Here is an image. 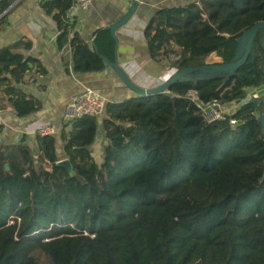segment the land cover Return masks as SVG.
Returning a JSON list of instances; mask_svg holds the SVG:
<instances>
[{"label":"trees","instance_id":"trees-1","mask_svg":"<svg viewBox=\"0 0 264 264\" xmlns=\"http://www.w3.org/2000/svg\"><path fill=\"white\" fill-rule=\"evenodd\" d=\"M13 1L0 0V30ZM75 1L42 7L57 24L59 48L70 44L74 71H103L102 56L115 58V40L109 30L98 34L100 56L73 33L67 11ZM260 22L264 0H201L157 11L146 35L157 62L179 48L174 65L181 69L204 65L212 54L233 62L243 32ZM263 36L230 78L108 103L101 166L88 149L98 130L93 117L62 125L54 137L37 136L35 148L25 138L0 143V264H42L38 251L48 264H264L263 106L246 102L209 124L188 97L196 91L202 102L224 106L264 87ZM32 47L19 41L0 48V103L20 118L42 107L21 89L32 66L45 73L23 54ZM65 159L74 175L58 165Z\"/></svg>","mask_w":264,"mask_h":264},{"label":"crops","instance_id":"crops-1","mask_svg":"<svg viewBox=\"0 0 264 264\" xmlns=\"http://www.w3.org/2000/svg\"><path fill=\"white\" fill-rule=\"evenodd\" d=\"M45 0H14L7 10V23L0 30V48L19 41L31 42V50H22L25 56L38 60L45 73L36 67L25 75L21 89L41 101L42 116L36 114L18 117L6 103H0V143L16 144L25 138L32 148L36 147L35 132L43 127L62 128L63 112L66 104L75 96L94 90L106 98L108 103H121L139 97L129 89L114 70L106 67L100 72L78 73L74 71L73 52L70 44L59 48L60 35L52 16L42 7ZM136 0H93L89 10L83 11L74 2L67 11V19L77 33L93 50V42L103 30L119 22L129 12ZM200 4L201 0H142L126 25L120 27L115 36L118 40L114 62L128 75L131 81L143 89H153L162 85V77L173 68L178 59L179 48L165 60L157 62L150 54L146 35L147 26L154 14L164 8ZM6 14H2L3 16ZM1 15V16H2ZM168 64V68L164 67ZM228 114V113H226ZM98 121L95 140L88 147L98 166L103 164V155L109 145L103 127V119ZM61 143H58V147Z\"/></svg>","mask_w":264,"mask_h":264},{"label":"water","instance_id":"water-1","mask_svg":"<svg viewBox=\"0 0 264 264\" xmlns=\"http://www.w3.org/2000/svg\"><path fill=\"white\" fill-rule=\"evenodd\" d=\"M142 0H136L131 6L129 12L122 18L119 22L115 23L108 30L111 32L112 37L115 40L117 45V38L115 32L122 26L126 25L131 16L134 14L138 7V2ZM3 16V15H2ZM0 16V17H2ZM260 32H264V23H256L251 28L243 32L242 36L239 39V47L236 54V58L231 63H214V64H204L200 66H191L186 68L178 69L166 82H163L162 85L153 88V89H143L136 86L128 75L119 67L117 59L112 62L108 58L100 54L99 48L96 42H93V51L102 56L104 65L110 67L114 70L117 76L122 80V82L132 91H134L139 97L154 96L160 94H170L172 86L177 83L189 82L195 80H205L209 78H230L247 62L248 58L253 52V46L256 37ZM264 48V44H263ZM115 54H117V48L115 47ZM260 104L263 106V112L259 116V120L262 126V132L264 135V95L259 100ZM44 112H38L37 116H42ZM58 165L64 166L67 170L74 175L73 167L69 159L62 160L58 162ZM6 170H10L9 164H6Z\"/></svg>","mask_w":264,"mask_h":264},{"label":"built area","instance_id":"built-area-1","mask_svg":"<svg viewBox=\"0 0 264 264\" xmlns=\"http://www.w3.org/2000/svg\"><path fill=\"white\" fill-rule=\"evenodd\" d=\"M93 0H76V4L83 11L90 9ZM178 70V68H171L162 77L163 82L169 80V78ZM189 99L196 104L198 107L202 118L205 122L211 124L219 120H225V115L221 111V106L216 102L204 103L198 97L196 91H190L188 94ZM108 102L106 98L98 94L94 90H87L86 92L73 97L65 106L63 112V123L62 125H71L75 120L81 119L83 117H93L98 120L102 119L106 114V106ZM231 124L235 126L237 122L231 120ZM54 126H47L38 129L35 132L36 136L40 137H54L58 131Z\"/></svg>","mask_w":264,"mask_h":264},{"label":"rangeland","instance_id":"rangeland-1","mask_svg":"<svg viewBox=\"0 0 264 264\" xmlns=\"http://www.w3.org/2000/svg\"><path fill=\"white\" fill-rule=\"evenodd\" d=\"M262 40L264 41V36H263ZM221 62H222L221 58H219L216 54H212L206 59L205 63L214 64V63H221ZM173 68L177 69V67H175V66ZM263 95H264V87L248 89L247 90V98L245 100L221 106V111L224 114L225 113H232L236 109H238L241 105L245 104L246 102H255V103L260 105L259 100ZM259 116L260 115L258 114V117ZM34 255L42 264H48L46 256L42 252L38 251Z\"/></svg>","mask_w":264,"mask_h":264}]
</instances>
